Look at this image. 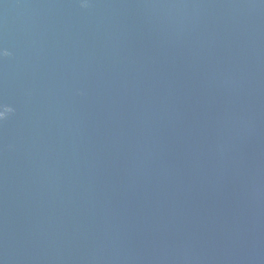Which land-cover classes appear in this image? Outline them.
Masks as SVG:
<instances>
[{
    "label": "water",
    "instance_id": "95a60500",
    "mask_svg": "<svg viewBox=\"0 0 264 264\" xmlns=\"http://www.w3.org/2000/svg\"><path fill=\"white\" fill-rule=\"evenodd\" d=\"M0 264H264V0H0Z\"/></svg>",
    "mask_w": 264,
    "mask_h": 264
}]
</instances>
